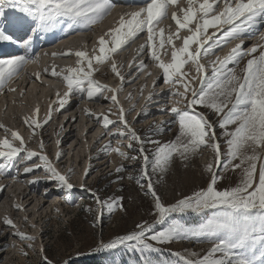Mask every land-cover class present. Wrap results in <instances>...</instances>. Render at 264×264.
Wrapping results in <instances>:
<instances>
[{
    "label": "snow or ice",
    "instance_id": "6c2138e0",
    "mask_svg": "<svg viewBox=\"0 0 264 264\" xmlns=\"http://www.w3.org/2000/svg\"><path fill=\"white\" fill-rule=\"evenodd\" d=\"M114 6L112 0H0V42L16 43L24 49L21 55L0 58V91H15L8 87L12 79L26 64L38 59L32 54L34 37L60 26H65L66 30H92V26L103 21ZM172 7L177 11L170 12ZM125 15L129 18H125ZM125 15L119 18L115 27L109 28L98 38V54L96 48L91 55L86 50L76 51L74 55L79 58L77 66L68 68L67 74L56 72L53 68L52 75L62 76L67 85L62 96L57 93L58 99L54 103L58 107L49 105L43 121L25 118V123L35 135L37 129L49 123L55 111L64 108L72 95L86 94L88 98H93L105 91L112 93L108 98L119 108L118 120L102 115L103 125L106 129L117 123L123 125L108 134L127 136V147L131 149L135 143L138 156L129 157L121 147L112 148L111 144L107 147L123 158L141 160L139 175L128 178L135 179L145 197H151L154 219L136 223L126 234L116 235L107 242L101 240L93 251L123 248L139 254L141 264H154L151 254L163 251V245L174 240L203 237L211 243L203 254L187 250L172 252V259L164 264H264V45L255 44L245 50L241 40L222 59L217 57L216 61L211 62V79H208L205 65L201 63L203 56L245 32H251L258 20H264V0H186V5H181L179 0H144V6L138 11ZM169 16L175 22L176 29L175 33L165 35L164 29L157 31V25L162 18ZM210 28L215 29L211 35L208 34ZM182 30L189 34L181 37ZM16 31L24 35L16 37ZM144 32L147 33V41L140 46L139 53L147 50L150 58L158 62L166 83L174 81L184 87L183 92H175L186 102L184 108L173 106L170 109L174 114L172 123L178 124V134L168 142L152 138L160 131L156 127L150 130L151 135L142 138L125 119V110L117 95L122 88H112L93 78L97 70L94 64L103 65L111 60L112 72L124 82L125 78L112 56ZM260 37L264 40V33ZM177 39L182 40L179 47L175 44ZM157 41L160 49L166 43L171 46L169 62L161 59ZM245 57L249 58L238 73L237 67ZM189 62L197 66L198 74H202L199 88L191 87V81L185 79L187 74L183 69ZM139 67L143 70L147 65L141 61ZM34 75L39 79L40 73ZM198 106L211 110L218 118L216 124L204 112L197 110ZM36 113H39L38 107ZM100 118L97 117L98 120ZM217 127L221 130L219 137ZM0 128L11 132V139L7 136L0 139V175L12 167H17L19 171V165L38 158L42 165L32 163L31 166H24L25 174L43 168L48 173L47 178L56 181L58 186L69 190L74 187L70 175L61 173L43 151L29 149L19 131H12L4 125H0ZM220 137H223V149ZM202 147H210L214 154V162L205 166V171L209 173L206 186L175 203L163 202L154 186L153 176L167 174L177 157L190 161ZM40 148H44L43 142ZM21 153L24 155L21 156ZM55 155L59 159L62 153ZM221 168L231 171L239 169V182L235 186L218 187V181L225 178L223 172L219 171ZM123 170V166L116 168L118 173ZM93 195L97 219L104 210L109 214L117 210L126 211L123 197L101 199L99 195ZM15 207L22 210L20 204ZM87 210L92 211L91 208ZM205 211H210L209 217L196 227H187L176 219H170L173 214ZM4 222L9 227H16L8 217L4 218ZM166 223L167 227L156 230L158 225ZM13 234L22 240L36 239L19 230ZM27 247L35 246L30 243ZM43 261L44 264H53L47 256L43 257ZM64 264L68 262L64 261Z\"/></svg>",
    "mask_w": 264,
    "mask_h": 264
},
{
    "label": "rangeland",
    "instance_id": "374dc122",
    "mask_svg": "<svg viewBox=\"0 0 264 264\" xmlns=\"http://www.w3.org/2000/svg\"><path fill=\"white\" fill-rule=\"evenodd\" d=\"M112 2L114 3V0ZM179 3L186 5V0H179ZM114 5L119 10L118 14L110 16L111 12L103 21L93 25L92 30H66L65 26H60L53 29L51 34L50 32L39 34L34 37L32 54L37 57L41 52H50L60 41L75 38V49L70 52L57 51L58 55L51 58L55 62V71L67 74L68 68L77 66L79 58L74 55L76 51L86 50L91 55L96 48L98 54V38L109 28L115 27L122 15L131 14L143 7L144 0H124L123 3H114ZM169 11H177V9L172 7ZM125 18L129 17L125 15ZM159 29H164L167 35L169 32L175 33L176 25L169 16L161 19L157 31ZM214 31L215 29L210 28L208 34L211 35ZM18 33L20 36H17ZM250 33L246 32L250 38L243 34L201 58L208 79H211V62L216 61L217 57L222 59L241 40L245 41L243 45L245 50L255 44L264 45V40L260 37L264 30L258 32L257 36H252ZM63 34L70 35L61 37ZM188 34L186 30H182L180 36ZM23 35V32L15 33L16 37ZM137 37L133 43L121 51L117 50L112 56L125 78L124 82L112 72L111 60L103 65L94 64L97 70L94 71L93 78L112 88H122L117 95L120 105L125 110V119L142 138L151 135L150 130L156 127L160 131L152 136L153 139L161 142L172 141L178 134V124L172 123L174 114L170 109L173 106L184 108L186 102L182 97L175 95L177 90L183 92L184 87L174 81L165 82L158 62L150 58L147 50L139 53L140 46L147 41V33H139ZM47 39L50 42H47ZM13 44L11 43V46ZM175 44L177 47L181 46L182 40H175ZM157 46L161 59L169 62L171 46L166 43L160 49L158 41ZM12 47V53L16 50V52L21 51L18 55L23 54L22 45ZM248 58L245 57L241 61L237 67L238 73ZM141 61L147 65L143 70L139 67ZM196 67L194 63L189 62L184 66L183 71L187 74L185 79L191 81L190 86L199 88L202 74L197 73ZM132 68L134 70L130 73ZM35 73H40L39 79L36 78ZM193 77L196 79L193 80ZM8 87L15 91L7 89L0 91V125L12 131H19L29 149L47 154L61 173L70 175V182L74 187L69 190L58 186L56 181L47 178L48 173L43 168L25 174L24 166H31L32 163L42 165L43 162L38 158H33L25 165H19V171L17 167H12L5 174L0 175V264H44L45 256L52 260L53 264H64V261L68 264H141L142 258L139 254L130 253L123 248L93 251L101 240L107 242L116 235L126 234L136 223L151 222L154 219L151 214L153 211L151 197H145L135 183V179L128 178L130 175L133 177L139 175L141 160L123 158L107 147L111 144L112 148L121 147L129 157L138 156L135 143L133 148L127 147L129 143L127 136L108 134L109 131L115 132L117 128H122L123 125L117 123L108 126L107 129L103 125L102 115H108L114 121L118 120L119 108L108 98L112 93L105 91L93 98H88L86 94L72 95L64 108L55 111L50 122L37 129L34 135L33 130L25 123V118H37L43 121L49 105L53 108L58 107L54 102L58 99L57 93L62 96L67 90L66 82L62 76H53L52 71L50 73L45 71L40 63L29 62L12 79ZM188 95L190 98L191 93ZM177 101L181 103L178 104ZM133 106L134 110H132ZM197 110L204 112L207 118L216 124L218 118L211 110L200 106ZM97 117L101 118L98 120ZM216 131L219 137L221 130L217 127ZM5 136L11 139V132H5L0 128V139ZM220 140L223 149V137H220ZM41 142L44 144L43 149L40 148ZM57 152L62 153L59 159H56ZM23 155L21 153V156ZM210 162H214L212 149L202 147L190 161H182L177 157L167 174L154 175V186L162 201L175 203L178 199L205 187L209 180L205 166ZM238 162L237 160L236 163ZM121 166L124 170L116 172V168ZM70 169L73 170L71 173H69ZM219 171L225 176L218 181V187L221 189L235 186L239 182V169L231 171L221 168ZM93 193L99 195L101 199L123 197L122 203L126 211L117 210L109 214L104 210L97 219V205ZM16 204L22 205V210H18ZM88 208L92 211L89 212ZM209 215L210 211L188 212L173 214L170 219H176L187 227H196L205 222ZM5 217L12 219L16 227L7 226L4 222ZM164 227H167V223L158 225L156 230ZM17 230L35 236V241L20 239L13 234ZM30 243L35 247H27ZM210 247L211 243L203 237L174 240L163 245V251L160 253H152L151 257L154 264H164L165 261L172 259V252L187 250L203 254Z\"/></svg>",
    "mask_w": 264,
    "mask_h": 264
},
{
    "label": "bare ground",
    "instance_id": "6f19581e",
    "mask_svg": "<svg viewBox=\"0 0 264 264\" xmlns=\"http://www.w3.org/2000/svg\"><path fill=\"white\" fill-rule=\"evenodd\" d=\"M124 2V0H114V3H123ZM128 4V3H127ZM120 5V4H119ZM116 6V5H115ZM111 15L110 16H112V15H114V14H118V12H119V10H118V8H117V6H116V8L115 9H112L111 10ZM109 16V17H110ZM108 17V18H109ZM107 18V19H108ZM106 19V20H107ZM262 21H264V20H258L257 21V24H256V26L251 30V35L252 36H257V35H259V33L258 32H262L263 30H264V25L261 27V28H258L257 26L262 22ZM249 33V32H248ZM257 33V34H256ZM50 34H51V32H50ZM243 36V35H242ZM138 37H135V38H133V40H131L127 45H125V46H123L121 49H119L118 51H121V50H123V48L125 49V47H127V46H129L131 43H133L136 39H137ZM74 39L75 38H66V39H64L62 42L60 41L59 42V44L55 47V48H53V49H51V51L50 52H41V54L39 53V55L37 56L38 57V59L35 61L36 63L38 62V63H40V65L42 66V68H44V69H47L48 71H49V73H50V71H52L53 70V68H55V62H53L52 61V59L54 58V56L55 55H53V53H57V55H58V52L57 51H60V52H62V51H67V52H69V50H73V49H75V41H74ZM37 40V39H36ZM49 41V39H47V42ZM50 42V41H49ZM9 44H11L10 42H0V53H2V52H5V49H7V45H9ZM16 44V43H15ZM46 45H48V43L46 44ZM15 46V45H14ZM11 48V47H10ZM13 48V47H12ZM16 49V48H15ZM19 50V49H18ZM16 51V50H15ZM18 53H20V52H14V53H12V54H5V55H1L0 57H4V58H10L11 56H14V55H18ZM56 55V56H57ZM52 58V59H51ZM55 58H57V57H55ZM57 64V63H56ZM133 68L130 70V73H132L133 72ZM124 84V83H123ZM56 98V97H55ZM50 122V121H49Z\"/></svg>",
    "mask_w": 264,
    "mask_h": 264
}]
</instances>
